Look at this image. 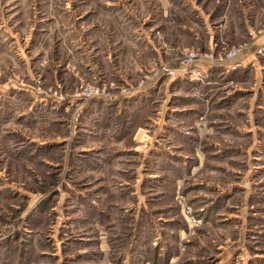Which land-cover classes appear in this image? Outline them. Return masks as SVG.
Masks as SVG:
<instances>
[{"label":"rangeland","instance_id":"374dc122","mask_svg":"<svg viewBox=\"0 0 264 264\" xmlns=\"http://www.w3.org/2000/svg\"><path fill=\"white\" fill-rule=\"evenodd\" d=\"M263 34L264 0H0V264H264Z\"/></svg>","mask_w":264,"mask_h":264},{"label":"built area","instance_id":"2783aa9c","mask_svg":"<svg viewBox=\"0 0 264 264\" xmlns=\"http://www.w3.org/2000/svg\"><path fill=\"white\" fill-rule=\"evenodd\" d=\"M242 49L241 48H235L233 49L232 51H230L227 55V58L229 59H236L237 57L241 56L242 55ZM224 61H221L219 63H223ZM188 218L190 220V222L194 225H201L202 224V221L199 220L197 217H195L193 215L192 212H189L188 213Z\"/></svg>","mask_w":264,"mask_h":264},{"label":"crops","instance_id":"0c3cea01","mask_svg":"<svg viewBox=\"0 0 264 264\" xmlns=\"http://www.w3.org/2000/svg\"><path fill=\"white\" fill-rule=\"evenodd\" d=\"M257 45H261V46H263V48H264V34L261 35L259 39H257L256 41H254V42L252 43V47L257 46ZM234 62H235V63H240V62H242V57L237 58ZM241 64H243V63H241ZM241 64H239V65H241ZM218 67H225V66L218 65Z\"/></svg>","mask_w":264,"mask_h":264}]
</instances>
